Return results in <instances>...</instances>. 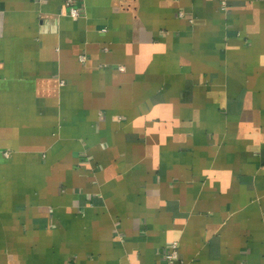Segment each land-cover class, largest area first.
Wrapping results in <instances>:
<instances>
[{"label":"crops","instance_id":"obj_1","mask_svg":"<svg viewBox=\"0 0 264 264\" xmlns=\"http://www.w3.org/2000/svg\"><path fill=\"white\" fill-rule=\"evenodd\" d=\"M220 3L0 0V264H264V0Z\"/></svg>","mask_w":264,"mask_h":264},{"label":"built area","instance_id":"obj_2","mask_svg":"<svg viewBox=\"0 0 264 264\" xmlns=\"http://www.w3.org/2000/svg\"><path fill=\"white\" fill-rule=\"evenodd\" d=\"M78 1L80 0H62L63 5L67 8L68 15L72 18H77L80 15ZM226 5H227V0H221L220 3L221 9H225ZM78 58L80 61H83L85 59L83 55H79ZM170 245H171L170 247L171 249L165 251L164 253V257H165L164 264H171V261L177 257V250H176L177 242L172 241Z\"/></svg>","mask_w":264,"mask_h":264}]
</instances>
